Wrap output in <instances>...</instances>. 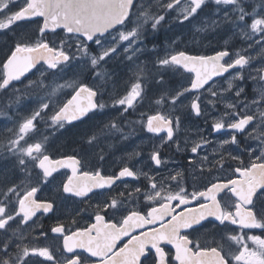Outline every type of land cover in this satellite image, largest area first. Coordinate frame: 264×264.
<instances>
[{"label": "snow or ice", "instance_id": "6c2138e0", "mask_svg": "<svg viewBox=\"0 0 264 264\" xmlns=\"http://www.w3.org/2000/svg\"><path fill=\"white\" fill-rule=\"evenodd\" d=\"M18 2V10H13L12 6ZM209 4L216 6L212 13L216 19L211 20L210 25L213 30L221 24L232 27L236 30L234 35L246 42L247 49H256L258 55L264 56V0H0V32L13 31V25L21 21L36 18L42 21L38 23L37 35L34 38L18 36L9 49L10 54L0 63V92L14 88V82L23 83L22 78L27 79L26 74L33 69L39 73V79L29 80L25 91L33 87L50 89L17 129H8L11 136L7 146L0 145V159L8 161L0 165V264H172L173 261L175 264H264V234L250 235L243 231L264 230V59L253 67L251 62L255 57L242 54L241 50L230 52L227 47L212 56L189 55L183 50L166 51L157 56L158 69L194 73L188 87L164 92L155 100L157 106L168 103L174 112L178 102L182 104V97L195 92L190 112L201 116L206 110L202 108L201 90L211 98L223 99L221 91L215 88L214 77L225 73H229L231 79L223 91L234 90L237 98L244 96L243 100L226 103V111L214 118L212 128L214 131L225 127L233 130L231 138L223 140L221 147L238 145L236 133H247L259 143L255 148L245 147L244 151L250 154V163L245 164L240 155L230 152L226 157L224 152L214 150L216 154L211 158L199 157V151L209 142L203 138L193 142L189 159L193 179L197 175L202 177L205 171L211 174L213 169L224 170L226 160L237 162L235 167L228 165L231 176L216 177L215 182L210 181L202 190L189 192L178 180L184 176L182 172L157 179L134 171L128 164L112 175L103 174L99 168L85 170L86 161L77 155L53 159L47 136L29 142L28 134L37 129L40 121L49 123L55 132L65 129L66 124L104 115L108 104L103 100L102 87H92L75 78L65 79L66 70L75 65L88 71L94 79L105 82L111 79V74L105 71L104 65L118 49L123 47L125 53H131L126 57L130 61L143 50L138 45L143 43L147 25L152 31H158L173 11L177 12L175 19L180 24L191 22ZM57 29H62L65 36L58 40L47 39L48 34H55ZM205 30L197 28L198 32ZM227 43L225 41V45ZM91 45L96 46V52ZM142 73L143 69L138 67L134 82L125 88L124 94L110 97L112 107H119L121 115L135 109L145 99ZM49 76L58 77L64 83L53 80L50 85L46 83ZM236 80L253 82L255 96L252 100L247 99L243 86L234 85ZM156 82L164 85L162 74ZM113 87H116L115 82ZM64 89H72L70 98L59 102L57 94ZM208 104L215 108L216 100L209 99ZM253 105L256 113L249 114ZM0 115H5L2 109ZM179 126V116L159 110L147 115L143 123L148 133L166 132V137L161 138L164 143H177L175 133ZM113 131L122 133V139L128 138L115 118H110L94 124L85 133L84 141L94 147ZM177 146L179 149V144ZM257 150L259 154L253 159L252 154ZM99 159L103 160V155ZM149 159L157 168L165 163L156 148ZM64 168L70 169L71 174L62 181L57 192L65 197L84 202L92 194H103L105 190L109 195L96 204L94 222L81 227L75 218L67 225L58 220L50 232L51 239L60 243L55 247L40 246L36 241H47L50 237L46 231L36 232L37 227L42 228L37 225V214L53 212L56 205L55 199H41L38 193ZM140 175L149 182L146 191L135 187L111 195L117 181L138 179ZM169 181L176 183L172 185ZM141 196L148 202L146 211L126 206L132 202L129 198L134 201ZM82 211L87 209H77L76 215ZM117 215L119 220L111 218ZM206 224L221 230L220 240L211 245H202L199 240L190 238ZM233 225L241 231L235 233L230 228ZM125 238L122 246H118ZM225 239L230 242L228 247L221 242ZM165 245H170L174 252L166 251Z\"/></svg>", "mask_w": 264, "mask_h": 264}, {"label": "flooded vegetation", "instance_id": "af4514ba", "mask_svg": "<svg viewBox=\"0 0 264 264\" xmlns=\"http://www.w3.org/2000/svg\"><path fill=\"white\" fill-rule=\"evenodd\" d=\"M19 6L20 4L18 2L16 5L12 6V8L13 10H18ZM170 21L171 19L170 17H168L167 25H165V23L163 27L155 32L152 31L150 25H147L146 31L144 32V35L142 37L143 43L142 45L138 46L142 49H150L154 46L158 48L164 47L166 43L170 42V37L168 35L170 30L167 29L171 27V24L169 23ZM39 22H42L40 21V18H36L32 21H21L18 22V24L13 25V31L0 32V63L3 62V60L6 58V55L10 54L9 49L13 47L14 42L18 36L26 35L28 37L34 38L37 35ZM117 28L120 29V26H117ZM115 34V30H113V35ZM62 36H65L63 30L57 29L55 34L49 33L47 39H49L50 41L58 40V37ZM5 48L7 49V52L3 50ZM227 48L230 52L238 50L232 47ZM91 49L93 52L97 51L95 45H91ZM222 49L223 47L221 49H216L214 51H208L205 53L193 52L188 50L185 51L189 55L211 56L215 51H219ZM241 52L242 54L252 55L249 51L244 52L243 50H241ZM155 54L156 52H153L152 56L154 57ZM146 58L150 60L149 57ZM117 59L121 58L113 56V58L108 60L107 64L104 65V69L107 73L116 76L115 66L122 65L118 62ZM262 59H264V56H262ZM130 69L131 74L127 77L131 80L129 83L123 82V80H116L113 77L106 80L105 82H101L98 79H94L88 71H82L75 65L66 70V74H70L69 76H71V79L75 78L78 81L88 84L92 87H102V90L104 92L103 100L108 104V107L104 110L103 116L97 115L92 119H85L83 122L75 121L72 125L66 124L65 129L55 131L53 135L44 129V127L46 125H49V123H45V125L40 126L39 138L43 136L48 137L49 153L52 155L53 159H59L65 155H77L79 158H82L86 161L85 170L92 171L96 168H99L105 175L118 173L120 168L124 166V164H128L129 166L133 167L134 171L138 170L139 172L148 173L150 176H156L157 179H159L160 176L168 177L169 173L172 174L171 167L174 166L183 171L184 176L182 178L178 177V180L183 186L188 189L189 192L193 190H202L203 187L210 181L215 182V179H213L205 183L204 180L199 179V175H197L196 178L193 179V168L189 165V159L192 157L190 149L193 145L194 140L198 138L196 137L195 131L193 132L191 129L196 128L197 136L199 135V139L195 142H199L202 138L209 142L199 151V156L202 155V157L204 155H208L209 157L212 156L211 149L216 140L231 138L233 130L225 127V129H222L220 131H214L212 128L214 118H219L226 111V103L244 99L243 95L239 98L235 97L234 90L223 91V89H227V81L231 79V75L228 73L224 77L215 80V88L221 91L223 99L211 98L207 92L201 90V100L203 101L202 108L206 109L201 116H195L194 114H191L190 105H181L180 102H178L180 108L182 109L181 106H183V108L185 109L184 112L180 115V126L178 131L175 133V139L179 144V150L181 152H172V145L177 143H173L171 141L164 143L161 138L166 137V133L154 135L146 132L143 127V123L146 122L147 115L155 114L157 110L164 113H171L173 116H175V114L171 111L172 108L170 104L165 103L163 107L157 106L155 104V100L160 97L156 98L155 96L153 98L152 95L148 103H145L143 101L141 104H138L135 109H130L127 113H123L122 115L121 109L119 107H112V101L110 97H114L118 94H124L125 88L130 87V84L135 80V73L138 70L137 64L132 63ZM126 71L128 73V70ZM173 71L177 74L178 78L174 79L171 77ZM143 73L145 75L141 76V79L144 82L145 91H147L146 96H148L149 91L153 92V86L155 87L156 84L154 83L157 79L153 72ZM37 76L38 72L34 70L27 76V79H23V83H15L14 88L10 87L6 92H0V109L3 110L7 117H10L11 114H13V112L15 111H21L26 107H34V103H39L38 101L45 97L46 92L50 91V89H41L35 87L25 91V86L28 84V81H35ZM163 76L164 84L167 81L168 83H171L170 85H163L164 87H167L164 92L172 89H180L183 79H187L189 77L191 81V79L193 78L191 74L184 72L183 69H169L168 73L167 71H165ZM53 80L56 81V77L49 76L46 83L51 85ZM115 81L117 82V84L119 83V85H117L115 88H112L110 85ZM233 83L234 85L244 87L245 93L247 94V99L249 101L254 98V86L251 80H247L246 82L236 80L233 81ZM183 84L186 87L190 85L187 82ZM15 89H20V91L17 92ZM71 92L72 89L69 91L66 99L62 102H66V100L70 98L69 94ZM189 95L193 97L197 95V93L193 92L190 94H186V97L188 98ZM17 97H19L18 101ZM184 99L185 98L182 97L181 101ZM209 99L216 100L215 108H213L212 105L208 104ZM10 100L12 101L11 104H9ZM176 107H178V104ZM255 107V105L251 106L250 111H252ZM144 108H146V110ZM110 118H115L120 127L123 129V134H126L128 138L122 139V133L113 131L112 133L107 134L105 137H102L96 146L89 147L84 141L85 133H87L94 124L99 123L101 120L107 122ZM188 125H190L192 128L188 127ZM211 129L213 131V137L215 139L214 141L207 136V133ZM248 131L251 132L252 128H249ZM236 135L239 144H229L226 155H228L229 152L233 155H240L244 163L248 164L250 163V154L244 151V149L248 145L255 147L259 142L255 139L249 138L247 133H236ZM153 148L159 150L161 159L165 161V163L162 164L159 168H157L156 165L149 159L150 153ZM132 153H139V155L132 156ZM258 154L259 151L258 153H253L252 157H255V155ZM100 155H103V160L99 159ZM5 163H8V161L3 160L2 165ZM230 165L231 167L237 166L235 164ZM70 174V169H60L57 173L54 174L56 179L53 180L50 184L44 186L43 190L38 193V196L41 199H55L56 205L53 212L44 215L40 213L37 214L39 217V219L37 220V225H42V228L37 227L36 232H39L41 230L46 231L48 232V235L50 237V239L47 241H36V243H38L40 246H44L45 244H47L55 247L60 243V241L51 239L53 234L50 232V228L55 225L58 220L65 222L67 225L71 223V220L73 218H75L78 221L79 226L81 227L94 222L93 217L96 204L103 201L105 197L109 195L108 191L105 190L103 194H92L91 198L86 199L84 202H81L78 198L75 197H65L62 192H57V188L61 185L62 181L65 180ZM229 176H231V172L227 173V175L225 177H222L221 179H227ZM169 183L174 185L176 181H169ZM148 184V180L143 175H140L138 179L124 178L122 181L116 182V185H114L113 190L111 191V195L115 196L120 191L127 192L134 189L135 187H140L142 190L146 191L148 189ZM129 199L130 201H132L126 205L129 209H137L141 211L147 210L146 205L148 202L145 201L142 196L136 198L134 201L132 200V198ZM193 203L195 204V202ZM77 209H87V211H82L81 214L77 216ZM111 218L119 220L120 216L117 215ZM230 228L234 229L235 233H239L241 231V229H239V227L235 225L230 226ZM243 231L250 235L264 234V230L261 229H244ZM220 236V229L214 230L210 224H206L204 228H200L198 231L193 232L190 238L199 240L202 245H211L213 241H219ZM126 239L127 238H125L124 241H121L120 245L118 246H122L123 242H125ZM221 242L224 243L225 247H228L230 243L227 241V239ZM164 247L166 251L174 252L170 245H165ZM233 250L235 249L233 248ZM172 264H175V262L173 261Z\"/></svg>", "mask_w": 264, "mask_h": 264}, {"label": "rangeland", "instance_id": "374dc122", "mask_svg": "<svg viewBox=\"0 0 264 264\" xmlns=\"http://www.w3.org/2000/svg\"><path fill=\"white\" fill-rule=\"evenodd\" d=\"M183 2V0H182ZM216 6H214V4H209L208 7H206L203 12H201L196 19L191 20V22L189 21H185L183 24H180L179 21L177 19H175V17L177 16V12L173 11L170 14V19L171 21L169 22L171 24L170 28H167L169 31V40L170 42L166 43L164 47L162 48H158V47H151L150 49H143L142 51L136 53V55L133 57V59L130 61L128 60L126 57L127 55H130L131 53H125L123 51V48H120L117 53L114 56H117L121 59H117L118 62L122 65L119 66H115V75H111V78H115L116 80H123V82L129 83L131 80L130 78L128 79L127 77L131 74V69L130 66L132 63H136L137 66L139 68L143 69V72H153L156 76V79L158 80V78H160V75L164 74L165 71H169L168 70H161L158 69L155 61L157 59L158 55H164L166 51H178V50H188V51H193V52H199V53H205L208 51H214L216 49H221L222 47H232L234 49H238V50H244L247 49V44L245 41H243L241 39V37L239 35H234V32L236 30H234L232 27L225 25V24H221L219 27L215 28V30H213L210 25H211V20L216 19L215 16L212 15V13L215 11ZM207 22V23H205ZM250 23V21H249ZM167 25V23L165 24ZM197 28H205V31L202 32H198ZM167 30V31H168ZM173 41H175V43H173ZM225 41H227V45H225ZM5 52H7V49H3ZM247 51H249L253 57H255L252 60V66L256 67L259 65L260 63V59H262L261 55L257 54V50L256 49H247ZM156 52L155 56H152V53ZM146 57H149V59H147ZM128 70V73L127 71ZM145 70V71H144ZM70 74H65V79H71V76H69ZM145 75L144 73L141 74V76ZM172 78L176 79L177 74L173 71V74L171 76ZM39 79V73L38 76L35 80ZM183 79V78H182ZM156 80V81H157ZM187 80V81H186ZM56 82L57 83H64V80L59 79L58 77H56ZM168 82V81H167ZM165 83L164 85H170L169 83ZM188 83L190 84V78L188 77L187 79H183L182 80V85L183 87H186L183 83ZM116 86L119 85V83L117 84V82L115 81ZM154 84L155 87L153 86V92L149 91V95L145 96V99L143 100L145 103H148L150 98L153 95V98L156 96L160 97L161 94L164 93V91L167 89V87H164L162 85L157 84V82H155ZM112 88L113 87V83H111L110 85ZM71 89H64L62 92L58 93V100L59 102H62L66 99L69 91ZM117 91V90H116ZM145 93H147V91H145ZM190 94V93H189ZM147 97V98H146ZM191 95L188 96V98L182 100V104H188L190 105V99H191ZM188 100V101H187ZM41 101V99H40ZM40 101H38L40 103ZM39 103H34V107H26L21 111H15L13 112V114H11L10 117H7L6 115H0V145H4L5 147L8 144V139L11 136V133L8 131V129H17L18 128V124L20 122L23 121V119L26 116H29L31 114L32 110H35L38 106ZM168 105V104H167ZM182 109L179 106L178 103V107H176V110L173 112L172 109V113L175 114V116H179L181 115V113L184 112V108L183 106H181ZM146 110V108H144ZM256 113V107L250 111V114H255ZM45 119H47L45 117ZM45 125V122L40 121L37 124V129L34 132H30L28 135L29 137H31V139L29 140V142H33L36 139H39V127ZM188 127L192 128L190 125H188ZM44 129L47 132H50L52 135L54 134L53 129L49 126L46 125L44 127ZM193 132L195 131L196 133V137L199 139V135L197 136V129L196 128H192L191 129ZM207 136L211 139V140H215L213 137V131L212 129L209 130V132L207 133ZM198 139H195L194 142ZM225 140V139H218L215 141L212 149H211V154L214 155L218 152H224L225 156L226 152L228 151L229 145H224L223 147H221V142ZM178 143L172 145V152H181L178 148ZM256 147V146H255ZM254 147V148H255ZM177 149V151H176ZM225 149L227 151H225ZM214 150H216V153H214ZM185 152V151H184ZM183 153V152H182ZM258 153V150L257 152ZM6 154V153H4ZM199 157H202V155H200ZM198 157V158H199ZM211 158V157H210ZM218 158V157H217ZM254 159V156L252 157ZM3 163V159H0V165H2ZM230 164H235L237 165L236 161H228L226 160L225 162V169L224 170H217V169H213L212 173L209 174L207 171H205L204 175L201 177L199 176V179L204 180L205 183L215 179L216 177H225L227 175V173L231 172L230 167H228V165ZM172 170V175H175L176 172H182L178 167H171ZM185 172V170H184Z\"/></svg>", "mask_w": 264, "mask_h": 264}, {"label": "water", "instance_id": "95a60500", "mask_svg": "<svg viewBox=\"0 0 264 264\" xmlns=\"http://www.w3.org/2000/svg\"><path fill=\"white\" fill-rule=\"evenodd\" d=\"M214 55V54H213ZM212 56V55H211ZM39 66V65H38ZM37 66V67H38ZM35 69H33L32 70V72L34 71ZM184 72H186V73H188V74H191L192 76H193V78H194V73H189V72H187V71H185V70H183ZM232 71H234V70H230V72H232ZM32 72H30V73H28V74H26L27 76L29 75V74H31ZM228 73H225L223 76H221V77H214V81L215 80H217V79H219V78H222V77H224L225 75H227ZM24 78H22V80H23ZM15 83H19V82H14V84ZM211 83V82H210ZM207 87V86H206ZM162 133H166V132H162ZM161 134V133H160Z\"/></svg>", "mask_w": 264, "mask_h": 264}, {"label": "bare ground", "instance_id": "6f19581e", "mask_svg": "<svg viewBox=\"0 0 264 264\" xmlns=\"http://www.w3.org/2000/svg\"><path fill=\"white\" fill-rule=\"evenodd\" d=\"M220 49V48H219ZM164 77V76H163ZM230 78V77H229ZM168 83V82H167ZM170 84V83H169ZM47 91V90H46ZM37 93V92H36ZM206 115V114H205ZM208 116V115H207ZM257 141V140H256ZM164 157H165V155H164ZM169 157V156H168Z\"/></svg>", "mask_w": 264, "mask_h": 264}]
</instances>
